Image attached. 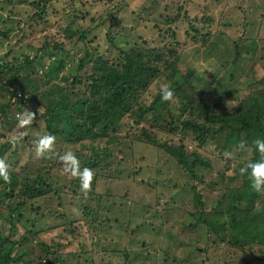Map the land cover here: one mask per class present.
<instances>
[{"label": "rangeland", "instance_id": "rangeland-1", "mask_svg": "<svg viewBox=\"0 0 264 264\" xmlns=\"http://www.w3.org/2000/svg\"><path fill=\"white\" fill-rule=\"evenodd\" d=\"M24 8L27 13L24 12L22 16L18 13L19 7L11 14L0 8V15L4 17L0 20L5 22V27L13 28L11 39L0 44V56L11 48L17 58L27 54L32 56L33 47L42 45L47 34L53 35L64 42L68 52L65 60L71 64L70 70L75 71L76 63L82 56L80 47L83 46L77 39L76 31L87 27L92 31L87 38L89 51L85 69L88 73L92 62L90 58L95 54L101 55L107 51L110 60H113L114 45L129 49L139 44L147 48H173L183 52L180 57V62L183 63H177V71H164L138 102L137 107L142 108L147 100L153 102L151 112L136 124L139 130L141 128L142 132L139 133H142L144 138L152 136L158 143L167 140L173 145L179 144V136L173 134L170 128L177 125L172 120L179 118L184 111L187 114L195 111L192 102L196 100L198 103L202 100L206 104L219 101L232 87L233 80L245 70L246 73L249 72L248 78L251 81L246 89H238L236 94L226 96L230 101L225 102L224 109L235 107L223 110V119L232 123L231 116L241 115V121L252 122L255 112L259 108L264 109V86L259 83L264 81V67L260 61L253 60L257 44H261L260 40L264 39V0H48L45 10L46 23L37 18L30 24L21 21V18L30 12L29 6ZM69 29L75 32L66 37L65 31L68 33ZM19 32L24 34L20 43L15 36ZM48 50L42 52L43 59L40 62L24 67L20 61H13L16 64L0 74L7 83L14 78L18 90L29 98L24 108L20 106L18 113H11L15 118L6 116V120H10L9 123H14L12 129L6 130L2 123L1 129L5 130L6 134L0 138V152L1 144L19 136L21 139L18 141L16 154L9 148L4 150L6 152L2 157L9 160L6 163L27 164L26 170L32 181L36 180L39 174L35 170L41 167L43 170L39 175L48 184L47 190H58L62 204L48 192L41 198H33L29 202V208L39 207L38 212H42L38 223L40 227L36 228L44 230L50 227V230L42 235L46 244L52 247H56L58 243L62 244L59 253H63V256L59 264H140L142 257H136V253L145 252L146 248L149 250L145 257L148 263L162 264L165 254L160 248L158 235L163 226L173 232L170 235L163 234L170 244H177L178 251L175 255L185 259L182 264H223V251L217 243L209 240L204 225H199L192 231L184 229L185 213L178 205L188 208V215L191 216L192 192L189 193V188L193 185L196 191L202 194L208 207L222 194L237 191L242 180L237 170L245 167L250 158L246 151L242 152L235 147L230 151L221 152L220 140L204 147L197 146L195 134L188 131V139L183 142L184 149L188 152H200L209 162L201 167L195 165L186 175L181 172L182 167L177 162H165L168 156L158 152L152 145L136 144L135 155H143L145 159L140 162L136 160L135 165L131 166L133 160L129 156L130 163L127 167H122L111 175L117 176L116 178H101L95 185L98 194H109L100 202V206L109 207V212L100 207L99 213L109 216L110 225L86 224L90 215L84 212L83 204L88 203L80 190L77 194L71 192L69 167L73 161L61 160L65 153L74 154L79 145L65 143L61 136H54L55 146L53 151L48 153L47 158L51 159V162L47 163V168L39 166L46 156L37 157L36 146L32 145L37 144L47 132L41 117L45 106L51 103L55 105L61 94L66 93L60 90L64 85V81L60 79L67 70L55 72L57 62L53 57L46 56ZM9 57L11 58V55ZM41 69L49 72V75L47 73L43 76L45 71L42 73ZM15 70L18 73L11 77L10 73ZM88 82V76L80 77L73 87L83 91L88 88ZM165 85L176 89L171 101L161 98V89ZM10 90V86L0 90V104L7 102ZM67 94L69 103L84 99V96H76L70 91H67ZM24 96H18V99L10 97V101H22ZM241 97L243 100L238 102ZM199 106L201 109L202 104ZM33 112L34 118L31 117ZM124 127L126 128V124ZM26 135L28 137L24 138ZM253 137L257 139L260 134L255 132ZM102 144L103 142L100 143ZM89 145L88 141H84L85 151H89ZM225 152H231L232 157H225ZM158 153L159 156L156 157ZM160 168L164 171L163 174L158 172ZM167 171H176L180 180L186 179L183 184L187 186L180 194L168 191ZM155 177L158 178L157 188L152 182ZM171 177L175 178L176 174ZM45 184H42L43 189H46ZM173 199L176 200V209L171 208L164 212L161 219V204L158 206L157 203ZM3 205L5 204L0 205V239L8 237L4 247L14 246V251L22 254L23 261L18 260L20 264H45L46 256L41 249L44 241L27 235L29 228H25L21 222L10 225L6 217L9 213ZM94 206L98 204L95 202ZM173 206L171 204V207ZM114 217L118 221L115 222ZM128 228L137 233L136 239L132 241L131 238V242ZM116 249L125 251L127 257H122L119 252L114 251ZM41 258L44 261H40ZM166 264H172L171 259L167 260Z\"/></svg>", "mask_w": 264, "mask_h": 264}, {"label": "trees", "instance_id": "trees-1", "mask_svg": "<svg viewBox=\"0 0 264 264\" xmlns=\"http://www.w3.org/2000/svg\"><path fill=\"white\" fill-rule=\"evenodd\" d=\"M47 4L48 0H0L1 10L6 11L8 14L13 13V10L19 7L18 13L22 16L24 12L27 13L24 7L29 6L30 12L26 17L21 18V21L27 24H30L37 18L46 23L45 10ZM2 18L4 17L0 15V19ZM5 21L8 20L5 19ZM17 22L20 23V20ZM17 26L19 27V24ZM74 32L69 29L68 33L65 31V35H67L66 37H70ZM91 32L89 27L76 31L78 34L77 39L82 42L83 46L80 47L82 56L76 63L75 71L70 70L71 64L65 60L68 52L65 49L64 42L53 35L47 34L45 36L46 40L42 45L33 47L34 54L32 56H28L27 54L21 58H17L13 55L12 48L0 56V74L12 68V65L16 64L13 61H20L24 67L40 62L43 59L42 52L48 49L46 56L53 57L57 62L55 72L67 70L60 79L64 81V85L60 90L66 93L61 94L60 100L55 105L49 102L51 104L45 106V111L41 117L47 130L44 135L61 136L65 143H77L79 145V148L73 152L76 160L69 167L72 179L71 192L77 194L78 190L81 191V179L75 178L72 174L73 171L82 173L83 169L88 168L94 173V177L91 178V191L87 197L83 193L81 194L88 203L87 205L83 204L84 212L90 215L86 224L110 225L109 216L106 217L104 213H99L100 207H104L105 211L109 212V207L100 206L101 200L109 194H98L95 190V185L101 178L103 180L116 178L117 176L111 175L118 172L122 167H127V164L130 163L128 161L129 156L133 160V162L131 161V166L135 165L136 160L140 162V160L145 159L143 155H135L136 144L152 145L151 147L156 148L158 152L168 156L165 162L172 161L173 164L177 162L182 167L181 172L186 175L188 170H192L195 165L201 167V165H207L209 162L208 158L200 152H188L184 149L183 142L188 139V131L195 134L197 146L199 145L200 147L211 144L215 140H220L221 152L224 150L230 151L238 147L241 141H245L248 146L246 153L250 156L247 162L260 159L253 144L255 140L253 133L258 132L260 134L258 138L264 139V109L258 107L259 109L255 112L252 122L241 121V115L231 116L232 123H228L223 119V110L235 107L224 109L225 102L230 101L226 96L236 94V90H243L248 87L251 81L248 78V71L246 73L245 70L243 74L236 77L233 80L232 87L216 103L206 104L202 100L198 103V100H196L192 102L195 105V111L189 114L184 111L179 118L172 120L177 125H172L170 128L173 134L179 136V144L173 145L167 140H162L158 143L152 136L144 138L143 134L139 133L142 132L141 128L139 130L136 126L143 119L144 115L146 118V114L151 112L153 102L150 99V101L147 100L144 108L137 107L138 102L143 99L144 94L164 71L168 69L172 72L177 71V63L180 62L183 52L173 48H147L144 45L139 46V44L133 45L129 49L114 45L112 52L113 60H110L109 52L107 51L101 55L95 54L93 58H90L92 62L90 73H88L85 69L88 63L86 60H88L89 51L87 38ZM12 33L13 28L11 26L5 27V22L0 20V44L2 41H7V39L9 41ZM15 36L18 37L16 40L19 43L24 38V34L20 32L19 34H15ZM109 40L113 42L112 39ZM260 42L261 44L258 43L255 49L253 60L255 59L256 62L260 61L264 67V39L260 40ZM0 50H2L1 45ZM10 55L12 60L9 57ZM205 56L207 57V55ZM41 71L43 73L45 70L41 69ZM17 73L18 71L15 70L10 75L14 77ZM47 73L49 75L47 71L42 75L45 76ZM87 76L89 79L88 88L83 89V91L76 90L73 87L75 81L80 79V77L86 78ZM10 80L11 82L8 80L9 83H7L0 77V90L7 89V86L11 87L7 102L5 101L6 103L0 104V138L6 134V131L1 129L2 123L5 125L6 130L12 129L14 125V123H9L10 120H6V116L11 115L12 119L15 118L11 113H18L19 107L24 108L27 105L26 102L29 100L28 96H24V93L18 90L19 87L14 84L15 79ZM185 81L188 80L185 79ZM259 83H262L264 86V81H259ZM175 90H173L174 94ZM67 91L73 92L74 95L79 97L84 96L83 101L77 99L73 103L67 102ZM18 96H24L23 100L10 101V97L11 99L13 97L18 99ZM241 100H243V97L238 102ZM199 104H202L201 109ZM12 108L15 109L12 110ZM125 124L126 128L124 127ZM143 129L146 130V128ZM26 137L28 135L24 136V138ZM20 139L19 136H16L13 140H7L1 144L0 159H3L5 162L9 161L7 157H2L6 152L4 150L8 148L12 149L16 154L18 151L17 144ZM84 141L90 143L89 151L84 150ZM93 142L97 144H93ZM101 142H103L102 145H100ZM154 143L157 145H154ZM32 145L36 146L37 144L32 143ZM240 151L243 152V150ZM45 156V159L42 160V164H39V166L47 168V163L51 162V159L47 158L48 153ZM158 156L159 153L156 154V157ZM203 162L205 163L203 164ZM32 165L35 166V164ZM26 167L27 164H11L9 168L11 182L5 183L0 179V205L5 204L3 206L6 207L9 213L6 217L10 225H16L18 222H21L25 228H29L27 235H33L39 241L40 239L44 241L42 235L48 232L50 227H46L44 230L36 228L40 227L38 223L42 212H38L39 207L29 208V202L35 197L41 198L48 192L51 193V197L54 195L59 204H62V201L57 189L53 191L47 190L49 188L48 184L39 175L43 170L41 167H37L35 170L39 174L34 181L29 177L30 174L26 170ZM160 171L162 174L164 173L161 168L158 169V172ZM237 172L242 177L239 189L230 194H222L210 207L206 205L202 194L196 191L194 185L189 188V193L191 194L192 192L191 216L188 215V208H185L181 204L178 205L185 213L183 227L186 230L192 231L198 228L199 225H204L209 240L212 243H217L218 247L223 251V264H264V195L256 193L251 189L247 174H242L240 169ZM166 173V178L169 181L168 191L180 194L185 190L184 187L187 184H183V181L186 179L180 180L176 171L174 172L176 174L175 178L171 177L174 173L168 171ZM157 181V177L153 178L152 182L156 188L158 185ZM104 183L106 184L107 181H104ZM42 184H45L46 189L42 188ZM95 202L98 206H94ZM175 203L176 200L174 199L172 201L163 200L162 203H157L158 206L161 204L164 207H159L161 219L164 217V212L169 211L171 208L173 210L176 209L174 208ZM171 204L174 206L171 207ZM93 210L96 212H93ZM129 210H127V213H129ZM113 220L115 222L118 221L116 217ZM13 221L15 222L13 223ZM164 229L163 226L162 232L158 235L160 248L165 254L162 264H166L169 259H171L172 264L184 263V258L175 255L178 251L177 244H170L163 234L170 235L173 232ZM127 232L129 233V242H131V238L132 241L136 239L137 233L135 231L128 228ZM7 239L8 237L0 239V264H20L18 260L23 261L22 254L15 252L14 246L5 248L4 242ZM61 247V243H58L56 247L46 244L45 241L41 244L42 252L46 256L44 259L45 264H59L63 256V253H59V248ZM114 251L119 252L124 258L127 257L125 251L120 249ZM147 253H149L147 248L145 252L140 251L136 253V257H142L140 264H149L145 258ZM44 260L41 258L40 261Z\"/></svg>", "mask_w": 264, "mask_h": 264}, {"label": "clouds", "instance_id": "clouds-1", "mask_svg": "<svg viewBox=\"0 0 264 264\" xmlns=\"http://www.w3.org/2000/svg\"><path fill=\"white\" fill-rule=\"evenodd\" d=\"M161 98L164 101H171L174 98L173 90L165 85L161 89ZM31 117H35V112L31 113ZM31 121H29L30 123ZM22 123H24L22 121ZM255 149L259 154L260 159L249 161L245 167L241 168L242 174H247L250 181V187L256 193L264 195V139L257 138L253 141ZM55 146V137L52 135H45L39 139L36 145V156L44 157L47 153H51ZM240 150L247 151L248 146L245 141H241L238 145ZM224 156L227 158L232 157L231 152H225ZM62 161H75L76 157L72 153H65L61 157ZM10 165L3 159H0V179L5 183L11 182V174L9 172ZM75 178L81 179V192L85 197L91 191V178L94 177V173L91 169L85 168L83 172L73 171Z\"/></svg>", "mask_w": 264, "mask_h": 264}]
</instances>
